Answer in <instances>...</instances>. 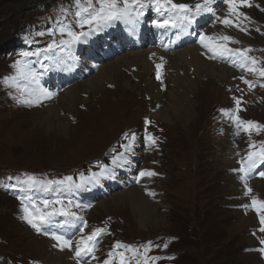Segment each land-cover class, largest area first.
Segmentation results:
<instances>
[{
  "label": "rangeland",
  "instance_id": "obj_1",
  "mask_svg": "<svg viewBox=\"0 0 264 264\" xmlns=\"http://www.w3.org/2000/svg\"><path fill=\"white\" fill-rule=\"evenodd\" d=\"M46 1L50 0H0V74L7 67L3 52L12 44L13 27L19 28L21 24L31 21L38 11L39 4ZM62 13L67 14L65 11ZM50 18L56 22L53 14L40 17L39 22ZM135 36L139 37L137 32ZM123 69L121 68L122 72L126 74L127 70L124 72ZM256 75L255 73L253 78H257ZM137 78L143 79V81L139 79L141 81L139 84L142 85L145 78L140 75H137ZM191 80L195 82V89L190 97L195 103L190 107L192 110L190 117H177L173 124L162 122L168 131L166 151L162 160L150 162L152 171L155 172V164L160 163L159 174L166 175L164 179L156 182L158 185L156 191L163 190V193H158L156 197L161 201L156 204L159 218L152 224L142 227L137 216L127 205L128 208L123 205L117 207L109 205L106 212L101 214L97 212L92 216L93 210L100 205L98 204L91 211V219L95 222L104 220L108 226L98 243L105 242L110 234L123 239L152 238L150 241L152 247L148 255L157 257L158 245H168V241L159 236H172L180 239L173 247L180 255V260L176 264H262L258 255L245 252V248L257 246L249 234L250 228L255 225L256 216L251 215L246 219L241 215L240 212L245 210L242 205L250 204V201L240 186L238 190L234 188L233 175L228 174V168L224 165V158L229 159L236 152L248 154L252 151L250 145L253 142L258 150L261 145L257 144L259 133L253 131L249 136L236 127V146L229 139L231 151L227 150L226 139L223 140L222 137L219 141L215 140L209 126L214 107L227 104L231 99L216 85L219 96L198 103L194 93H198L199 80L195 79V76H191ZM200 82L206 81L203 78ZM106 83L103 85L106 104L109 108L115 106L116 111L104 121L95 122L90 118L92 117L90 111L93 108L89 104L91 99L82 97L86 92L83 86L78 90L77 102L69 106V110L60 105L58 98L56 105L60 106L57 115L69 126L65 134L64 131L61 133L56 129V125L49 130L47 122L38 119L43 115L41 111L33 113L25 108L24 111L11 112L8 109H0V176L8 170L66 172L101 157L118 134L140 126L141 118L147 113V102L142 98L146 87L139 86L136 91L127 89L124 83H118L116 86L113 85L114 90H109ZM124 92L127 93V98L117 102ZM99 95L97 94L92 102L97 108L99 104L95 101ZM250 97L251 105L245 107L247 114L245 118H241L244 120H249V117L255 118L254 121L264 125V106L259 104L261 96L255 92ZM81 105L85 106L87 112L79 109ZM227 113L232 117L236 110L230 108ZM45 115L47 117L48 114L44 113ZM70 115L76 117L77 121H71ZM49 120L52 121V118ZM254 170L255 175L249 178L250 182L258 180L253 177L264 170V165H259ZM239 174L242 173L239 171ZM258 196L264 199V187L260 188ZM23 216V206L19 201L0 193V239L3 241L0 242V256L3 263L8 264L9 258L18 257L22 261L28 258L39 260V264H48L44 261V255L52 251L49 250L47 241L40 239L53 240L45 235V230L54 226L42 225L38 239L31 232V226L25 227L27 222L22 219ZM57 216L59 215L53 217ZM63 217L69 220L68 228L73 231L76 226L72 222L74 219ZM110 217L118 218L117 228L108 219ZM121 225L122 231L118 230L121 229ZM78 238L77 234L74 243ZM33 239L36 241H32ZM97 247L100 245L97 244ZM118 250L122 252V248ZM98 252L96 250V255ZM143 252L144 249H141L135 257L132 255L129 259L130 264H136ZM113 264H119V259L113 260ZM150 264L168 263L159 257L158 260L150 261Z\"/></svg>",
  "mask_w": 264,
  "mask_h": 264
},
{
  "label": "snow or ice",
  "instance_id": "obj_2",
  "mask_svg": "<svg viewBox=\"0 0 264 264\" xmlns=\"http://www.w3.org/2000/svg\"><path fill=\"white\" fill-rule=\"evenodd\" d=\"M222 2L227 6L226 15H216V10L213 7L217 3V0H197L195 4L180 3L176 0H101V4L98 8H94L89 2L87 7L81 6L78 4L79 10L74 13L78 17L77 27L78 31L74 30L70 25H61L58 30H54V33L58 31L61 39L59 41L53 39L48 47V52H54L59 49L61 52H70L71 48L83 42L88 36L92 35L94 32L101 31L102 29L110 26L115 21H123L126 23H136L138 18L144 15V12L148 8H153L156 13L160 16H164L167 13V18L163 20L153 21L157 28L168 29V28H180L181 34L187 32V29L195 22V18L204 13L211 14L214 19L222 23L225 26L233 27L235 26L240 31L247 32L248 29L242 27L241 21H250L251 18L241 9L244 8H257L260 11L264 12V8H261L259 3H254V0H222ZM122 5V6H121ZM87 29V30H85ZM260 31L259 28L256 29ZM43 35V33H41ZM179 38V36L177 37ZM198 42L202 45L203 48L207 49L212 53L210 58L215 59L217 57H234L232 62L235 64L238 62V65L241 68H245L249 72L256 73L261 80H264V67H258L259 61L253 56H250L249 53L252 51L251 48L239 49L232 48L229 46L231 43H239L232 36L229 35H209L201 32L198 36ZM30 55L39 56L40 53H21L22 57H28ZM155 55V54H153ZM163 58L161 57V63L157 64V79L161 78L160 69L163 67ZM15 67L18 70V73L23 74L24 72V61L19 60L16 62ZM240 80L248 86L249 89L255 87L254 83L245 77L241 76ZM264 87V84L260 85ZM56 95L54 92H48L43 89L31 94L30 98L20 100L21 103L25 104H39L41 100L51 99ZM236 103V113L232 115V118L235 120L238 129H242L251 136L252 132L255 131L259 133L261 130H264V125L256 121L251 120H242L238 115L241 111V99L233 97ZM222 112L228 114L226 110L222 109ZM125 140L128 143L121 145L124 149V152L118 153L113 156L112 163L113 165L122 166V161H125L127 157L124 153L131 151L132 145L135 142V134H125ZM150 144H156V138L151 134L148 136ZM252 151L247 155L245 161H241L242 167L239 171L242 173L240 179L243 181V186L246 189V195L251 194L252 189L248 185V177L252 169L258 167L259 165H264V143H261L259 149H256V144L253 142L250 145ZM107 166H104L99 173H92L91 179L97 181L99 177L108 175ZM157 175L156 172L151 170H143L139 173V178L143 177H152ZM260 176L264 177V171L259 173ZM139 178H137V183H139ZM33 182L34 181V178ZM71 177H66L61 181H48L47 184H58L63 185L66 181H71ZM149 195H155L154 193H149ZM29 203L31 204V209L29 204L23 205L24 219L33 229L37 232L42 231V225L50 224L52 222L51 218L55 215H62L67 217H72L75 221L80 222L79 231L82 233L84 228L88 227L87 221L83 216H78L75 212L66 211L63 207L60 209H53L52 211H44V209L49 208L53 203L63 204L62 201H49L44 200L43 208H38L37 204L31 200L29 197ZM76 207H80L76 205ZM245 209L252 208L259 216V222L261 227L259 228L260 233H264V200H259L256 197H252L250 204L242 205ZM32 209H35L33 211ZM107 231L106 228H95L88 235H80L78 239L75 240V243L72 239L66 238L63 235L52 234V239L57 243L54 247L59 248L61 251L67 249L69 251H74V256L79 261L83 260L84 264H88L87 257H91L92 260H96V250L99 238L102 233ZM45 234H48L45 232ZM255 234V233H254ZM260 244L262 247L258 251L264 254V239H260ZM167 244L164 245L167 248ZM151 243L144 246V252L140 254V258L137 259L136 264H150V261L158 260L159 257H150L148 252L151 250ZM123 248L124 252L116 251L117 249ZM131 252L135 257L139 254V249L132 247L130 245H125L122 242L117 241L114 245V250L109 252V258L103 261V264H113V258H119V264H130L129 258L126 257V253Z\"/></svg>",
  "mask_w": 264,
  "mask_h": 264
},
{
  "label": "bare ground",
  "instance_id": "obj_3",
  "mask_svg": "<svg viewBox=\"0 0 264 264\" xmlns=\"http://www.w3.org/2000/svg\"><path fill=\"white\" fill-rule=\"evenodd\" d=\"M258 1L264 3V0ZM141 30L143 31V27ZM141 34L144 35L143 32H141ZM257 53L263 54L262 51ZM258 61V67H264L260 64L263 61L260 57L258 58ZM133 67H137L139 69V73H141L140 76L146 79L145 92L149 93L152 99L157 100V102L162 105V108L157 112V114H155V118L162 122H170L171 124H173V121L177 117H190V112L192 111L190 110V107L195 103V101H193L190 97L195 89V82H192L191 76H195V79L199 80L198 93H194L195 100L198 103H204L212 97L219 96V92L216 91V85L229 82L231 78L235 77L230 70L223 67H217L214 64L207 63L200 59L197 55L196 49L191 46V48L182 50L173 57L169 58L166 68L174 70L175 76H171V82L168 84L167 92L163 94L159 91V86L153 81L152 67L147 61V53L132 52L126 53L119 59L104 65L100 68L98 74L86 79L83 84L81 83L73 89H69L68 91L62 93L59 100L60 105L69 110V106H72L74 102H77L78 90L81 86H83L86 91L85 93H88L89 98L91 99L89 104L93 108L90 111L92 116L90 118L95 122L99 120L104 121L105 118L116 111L115 106L109 108L106 104V95L103 91L104 83L107 82V85L115 86L118 83H124L127 89L137 91L139 86L132 80V77H129L121 70V68H126L130 71ZM191 68H194V72L190 75ZM180 73H182V75H180ZM134 77L137 76L135 75ZM203 78L206 79L207 82H200ZM141 80L143 81V79ZM49 83L55 87H61L62 84L61 82H55L54 79H50ZM262 84H264V82ZM222 92L226 94L225 91L222 90ZM97 94L100 95L96 99L95 103L99 104V108L92 104L94 97H96ZM126 98L127 93L124 92L121 94V97L117 99V102H122ZM60 105L55 106L54 108L50 106L47 109H43V115L38 119H44V121L47 122L49 130L53 129V125H56V129H58L61 133L64 131L63 134H65L69 126L57 115ZM35 111L39 112L40 110H33L32 112L34 113ZM44 113L48 114L47 117L46 115L44 116ZM49 118H52V121L49 120ZM51 122H54V124ZM225 137V147L227 150L231 151L229 142L230 136L226 135ZM224 165L227 168L234 167L233 161L230 158L228 159V157L224 158ZM235 180L236 179L234 178V188L238 190V186L240 185ZM137 187V184H131L130 190L114 194L109 200L100 203L97 209L93 210L91 215L93 216L97 212L99 214L106 212L109 205H115L116 207L118 205H123L124 207H130L133 214L137 216V219L142 227L152 224L159 218L157 205L150 202L143 195V193L137 189ZM44 261L48 264H72L66 250H57L55 253L48 251L44 255Z\"/></svg>",
  "mask_w": 264,
  "mask_h": 264
}]
</instances>
